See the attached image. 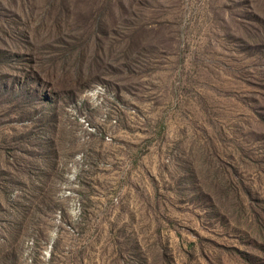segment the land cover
I'll return each instance as SVG.
<instances>
[{
    "label": "rangeland",
    "instance_id": "1",
    "mask_svg": "<svg viewBox=\"0 0 264 264\" xmlns=\"http://www.w3.org/2000/svg\"><path fill=\"white\" fill-rule=\"evenodd\" d=\"M0 264H264V0H0Z\"/></svg>",
    "mask_w": 264,
    "mask_h": 264
}]
</instances>
